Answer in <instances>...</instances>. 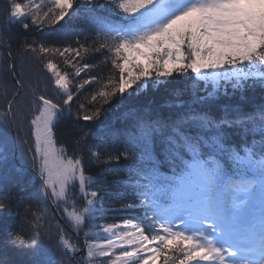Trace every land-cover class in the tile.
Masks as SVG:
<instances>
[{
    "label": "snow or ice",
    "instance_id": "1",
    "mask_svg": "<svg viewBox=\"0 0 264 264\" xmlns=\"http://www.w3.org/2000/svg\"><path fill=\"white\" fill-rule=\"evenodd\" d=\"M0 52V264H264V0H0Z\"/></svg>",
    "mask_w": 264,
    "mask_h": 264
},
{
    "label": "trees",
    "instance_id": "2",
    "mask_svg": "<svg viewBox=\"0 0 264 264\" xmlns=\"http://www.w3.org/2000/svg\"><path fill=\"white\" fill-rule=\"evenodd\" d=\"M26 2V0H25ZM37 2H40V0H37ZM45 3H47V0H44ZM75 15V14H74ZM87 21L84 19L83 14L81 15L80 22L74 24L71 28H64V29H57L56 32H51L48 30H45L43 32L41 31H35L30 35V39H35L37 41H45L48 43H60L65 35H70L72 39H75L76 36L72 35L73 33H80L81 38L83 36V32H81V29L86 28ZM89 35H93L92 33H89ZM6 53L0 52V57L5 56ZM54 59L59 60L58 57H54ZM88 59L89 63L99 65L101 57L98 56V54H92L89 57H86ZM63 67V65L61 64ZM102 67V65H100ZM94 70H99L94 69ZM106 74V72H105ZM171 87L168 89H165L163 86L159 87L158 89L150 88L146 92L141 93L140 98L138 101L133 102L132 105L125 106L120 109V111H117L111 115L108 116L109 121H113L117 127H123L124 126V117L123 113H127L131 107L144 105L151 108L159 109L163 113H167L169 111V102L171 100ZM252 100L254 102H258L259 100V90L257 89L255 92L252 93ZM119 117V120L117 118ZM130 119V117H129ZM18 159L24 163L27 166L28 165L21 157V151L18 148ZM94 171H101L102 175L106 174L108 176V182L106 183L105 187L109 189V198L105 201V206L107 207L109 204H117L121 197L124 196V193L122 191H113L112 189L117 188L118 186L115 183V178L119 175H122V172H117L115 170H100V169H94ZM28 173L30 171L27 170ZM90 173H86V175H89ZM113 220L115 222H119L118 217H114ZM101 223L105 221H100ZM112 222V221H108ZM93 231H95L93 229Z\"/></svg>",
    "mask_w": 264,
    "mask_h": 264
}]
</instances>
